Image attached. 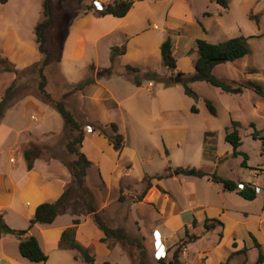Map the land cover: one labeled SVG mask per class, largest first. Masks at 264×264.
Returning a JSON list of instances; mask_svg holds the SVG:
<instances>
[{
  "label": "rangeland",
  "instance_id": "1",
  "mask_svg": "<svg viewBox=\"0 0 264 264\" xmlns=\"http://www.w3.org/2000/svg\"><path fill=\"white\" fill-rule=\"evenodd\" d=\"M43 1L10 0L6 4H0V17L4 19L18 18L16 23L18 26H16L22 33L20 35L22 46L19 47V50L14 45V48L10 47L8 50L5 49V52L2 51L5 55L2 57L6 58L18 73L6 72L0 64L2 86L7 89L15 81L8 101L9 106L4 112L2 122L0 121L2 124L10 125L11 128L7 132L6 130L0 132V140L3 139L5 147L12 143L16 130L12 126H14V119L16 120L19 116L18 111L22 113L21 100L23 97L41 101L50 108L49 112L52 114L47 116V114H41L31 107L24 109L22 117L24 126L28 127L27 132L33 133L34 137L29 138L28 133L25 132L18 138L20 142L27 143L28 140L33 142L26 147L36 146L42 152V157L60 160L69 173L65 164L73 160L74 157L68 155L64 148L65 142L69 138L68 131L52 104L48 103L38 90L42 80L37 69L41 66L43 55L38 53L35 46L34 26L42 19ZM206 2L208 7L206 11L213 15L209 20L218 19L220 22L217 40L224 41V39L234 36H256L262 33L264 29V0H255L252 3L250 14L249 10L239 6L236 0L230 1L226 11L222 10L213 0H206ZM90 5V0H52L54 21L46 33L47 40L45 42L50 56L47 65L42 67V74L44 90L53 100L60 99L64 92L69 91L73 86L71 83H78L86 75L91 76L87 77L88 79L93 78L90 69L85 72V76L78 74L83 62L62 60L59 56L64 36L71 28L72 21L83 14L85 8ZM151 21L153 22L146 26V32L143 35L145 38L160 30L159 23ZM136 40L137 38H134L129 41L132 48H135L133 44ZM217 40L214 43H218ZM123 41L117 46H123ZM147 44L150 43L147 42ZM248 45L249 53L246 56L233 62L224 63L222 66H215L212 74L231 85L245 83L251 77L250 80L261 85V96L251 88H241V93H225L205 82L187 83L185 78L189 74L186 73H183L182 77L175 76L173 84L169 83L167 80H169L170 71L163 66L159 52H157L155 63L146 61L145 64L154 67L157 74L165 77V82L155 78L146 79L131 73L130 76L137 77L143 88L139 91L138 96L125 100L121 108L114 107L109 99L97 100L87 96L80 97L79 93H76V97L73 94L69 96L66 107L75 119L83 124L82 130L87 136L84 142L85 151L90 155L94 154L97 149L102 150L106 155H112L113 161L118 165L117 172L113 174L112 180L108 185L106 184V187L97 180L94 167L89 170L88 175L86 171L85 183L94 196L97 212L109 228H121L128 235L138 239L139 249L134 246L125 249L122 243L115 239L103 242L109 249L116 246L108 254L92 247L93 264H105L106 262L108 264H136L142 247L145 250L142 263L159 264V261L151 257L148 247V241H150L148 232L154 227V219L158 220L155 215L157 208L152 202L145 200V195L141 201L134 202V198L144 189L146 178L154 177L157 174L168 175V178L165 179L169 180L164 183V186L170 193V198L174 199L179 207H186L188 203L191 206L194 205V202L185 196L192 192L198 202H206L211 205L224 204L230 217L253 220L254 226L251 234L256 241L258 239L263 242L262 244L257 241L260 244V252L264 261V35L250 38ZM189 49L196 50L195 44L191 43L189 47H185V50L189 51ZM110 52L103 46L99 49L97 65L100 70L98 74L104 70H110L114 76L122 71L125 73L124 66L121 64L128 57L116 59L118 57L116 56L111 62ZM183 55L180 48L174 58L178 61L183 58ZM177 79H179L178 82H175ZM99 80L104 82L101 78ZM120 80L124 86H130L123 79ZM149 81L152 82V87L147 90ZM167 83L169 84L167 85ZM185 85L196 93L197 98L184 94ZM5 88L4 90H6ZM83 88L82 95L92 90L93 94H101L100 97H102V89L97 85L90 83ZM205 100L213 105L215 115L208 112ZM192 107L195 112L191 111ZM100 119H104V123H114L117 126L124 140L122 151L116 152L102 136L89 134L94 131V127L104 125L100 123ZM231 121L238 122L236 127L240 137L238 151L246 155L244 165H242L243 155L233 156L232 147L224 138L226 132L232 129ZM46 122L55 131L51 135H42V131L45 129L43 126L47 127ZM87 127H90L91 131H88ZM105 130L108 135L111 134L109 127H106ZM178 167L216 173L222 178L232 180L237 186L256 187L258 192L253 200L248 201L235 192H222L218 184H213L206 178L183 176L177 170ZM120 176L125 191L130 194H124L125 199L121 202L118 201V194H116V181ZM105 177L107 176L105 175ZM155 180H150L151 188L147 192L154 189L152 187ZM67 187H70L72 191L67 209L73 211L77 205L83 202V199L80 198L81 194L72 183V178ZM160 192L163 194V191L160 190ZM222 230L223 228L219 232ZM209 232L201 243H196V246L203 243L208 244L210 240L214 239L213 233ZM186 240V237L176 240L173 245H170V257L160 261L168 264L178 247L181 248L180 258L185 246L182 243ZM193 243L195 242L191 244ZM244 248L245 264L256 261L258 250L252 247L251 241L247 242L245 238ZM130 253L134 255L132 259L128 256ZM75 264L85 263L80 261Z\"/></svg>",
  "mask_w": 264,
  "mask_h": 264
},
{
  "label": "crops",
  "instance_id": "2",
  "mask_svg": "<svg viewBox=\"0 0 264 264\" xmlns=\"http://www.w3.org/2000/svg\"><path fill=\"white\" fill-rule=\"evenodd\" d=\"M8 1L10 0L3 4ZM230 1L228 0V4ZM254 1L236 0L239 6L246 7L249 10V14ZM207 8L206 0H132L131 7L120 18L112 15L100 16L92 9L85 11L72 21L71 28L64 36L59 56L62 60L83 62L78 74L85 76V72L90 69L93 79L95 78L91 85H97V87L102 89V97H100L101 94H93L92 90L82 95L84 88L79 90V92L72 93L73 96L76 97V93H79L80 97L87 96L97 100L109 99L114 107L121 108L125 100L139 95V91L143 87L135 86L131 81V76L126 71L125 73L123 71L117 73V76L112 74L99 76L98 74L100 70L97 65L99 49L103 46L109 51L112 47H118L117 45L121 44L122 40H124L125 53L118 55L116 59H122L124 56L128 57L121 64L124 69L126 66H131L154 71V67H149L145 62L151 61V63H155L157 52L160 55L161 43L166 38H169L173 57L180 48L184 54L181 60L176 61L175 72L193 73L197 51L192 49L187 51L185 47H189L191 43L195 44L197 39H202L209 43L216 42V36L220 29L218 19L209 20L213 15L206 11ZM17 20L18 18L4 19L0 17V52L3 54H0L1 56H5L2 53L3 50L5 52V49L14 48L15 45L16 49L19 50V47L22 46L20 39L22 33L17 28ZM151 20L159 23L160 30L158 33L145 38L143 35L146 32V26L153 22ZM153 26L156 27V25ZM251 36L243 37H247L249 40ZM134 38H137V40L133 44L135 48H132L129 41ZM147 42L150 44L148 45ZM35 46L37 49V45ZM135 49L136 51L133 52ZM223 64L219 65L222 66ZM87 77L91 76L86 75L84 79ZM99 78L103 79L104 82H100ZM250 78L247 81H252ZM120 79H123L130 86H124ZM74 84L76 83H71V85ZM147 85L146 89L149 90L152 87V82L149 81ZM4 88L0 82V98L5 91ZM69 96L71 94L64 99L65 104H68ZM21 105L23 107L22 113L18 111L19 116L16 120L14 119V126H12L14 130L16 129L12 143L5 147L3 139L0 140V214L3 216L4 222L12 229H28L27 234L37 239L41 250L47 255V261L43 264H75L80 261L84 263L74 250L59 245L63 231L71 227H74V240L85 248L89 254L93 255L92 247L97 250L100 249L104 254H108L116 246L109 249L105 243L100 242L103 235L93 223L90 215L80 214L76 216L72 214V211L66 209V211L57 215L51 224H34L31 228L28 227L35 208L44 202L55 201L67 188L71 178L60 160L42 157V152L38 158L33 160L31 169L28 170L26 168L22 153L27 148L26 146L33 144V142L30 140L27 143H24V141L20 142L18 138L20 134L28 130L22 120L23 111L27 107H31L38 110L41 114H47V116L51 115L52 112H49L50 108L46 104L31 97H23ZM104 122V119H100V123L107 124ZM46 126H43L45 129L42 131V135H51L55 132L50 128L48 122H46ZM10 128V125L0 123V132L3 130L7 132ZM27 133L29 138L34 137L33 133ZM85 134L81 151L90 162L87 175L89 170L94 167L97 180L106 187V184L108 185L109 181L112 180L113 174L118 170L117 162L113 161L112 155L108 156L99 149L94 154L89 155L84 148V142L87 138ZM89 134L95 135L98 133L93 131ZM103 138L106 139L105 137ZM108 145L111 146L109 142ZM10 159H13V161H10ZM120 178L121 176L116 181V194L119 195L121 190L123 196L124 194L130 195L125 191V186L121 183ZM167 180L169 179L155 180L152 187L155 191L151 190L145 193V200L152 202L157 208L155 215L158 217V220L154 219V227L148 232L150 237L148 247L151 257L153 252L151 235L153 231H157L160 236L161 242L166 249V259L170 257V245H173L179 238H185V231H187L189 235L193 234L198 236V238L192 241L195 243L191 244L192 242H189L183 247V252L180 255L182 264H245V252H242L245 249L244 238L247 242L251 241V245L254 247L253 240H251V236L254 237L251 234L254 221L230 217L224 204L211 205L206 202H198L192 192L187 193L185 196L194 202V205L191 206L188 203L186 207H179L178 203L170 198L171 195L164 186ZM159 189L163 191V194L159 193ZM186 189L189 188L186 187ZM76 218L79 223L73 226L72 221ZM206 218L217 219L222 223V226L216 225L206 231L203 228ZM221 228L223 230L221 238H219L217 234ZM209 231L213 233L214 239L210 240L208 244L203 243L196 246L210 233ZM257 241L263 244L262 241L258 239ZM190 244L193 247H190ZM71 251L74 254L70 253ZM255 262L251 261L250 264ZM263 262L260 264H263ZM0 264L40 263H32L21 257L18 251L17 238L13 235L5 234L0 239Z\"/></svg>",
  "mask_w": 264,
  "mask_h": 264
},
{
  "label": "trees",
  "instance_id": "3",
  "mask_svg": "<svg viewBox=\"0 0 264 264\" xmlns=\"http://www.w3.org/2000/svg\"><path fill=\"white\" fill-rule=\"evenodd\" d=\"M7 0H0V3L3 4ZM222 10L226 11L228 9V0H213ZM132 5V0H111L107 1L100 10H94L100 16L112 15L114 17H123L129 8ZM91 7L88 6L85 8V11L90 10ZM54 21L53 18V8L52 0H44L42 3V19L36 23L34 27V36L35 43L37 45L38 52L43 55V60L41 66L37 69L40 79L42 80L39 83L38 90L41 95L46 99V101L52 104L53 109L59 114L63 120L64 125L69 134L68 140L65 142L64 148L68 155L74 157L73 160L66 163V167L71 175L72 183L75 185L76 189L81 194L80 198L83 199V202L80 205H77L72 214L79 216L80 214H87L91 216V219L95 226L101 231L103 237L100 239V242H105L110 239L118 240L122 243L123 247L126 249L129 246H134L138 248V239L128 235L123 229L109 228L100 215L97 212L95 206L94 196L91 191L88 189L85 183L86 171L90 166V162L81 151V145L84 140V133L82 130L83 124L78 122L73 114L67 109L64 99L76 92L81 90L84 86L92 83L93 78L83 79L80 82L74 84L72 88L64 92L61 95V98L58 100H53L49 93L44 90V76L42 74V67L47 65L49 61V50L45 46L47 40L46 33ZM264 35V29L261 34L256 36H251L249 38H257ZM248 38L243 36H236L228 38L224 41L218 43H209L202 39L195 40V46L197 51V58L194 62L193 73L189 74L185 78V82L194 83V82H205L213 87L218 88L220 91L225 93H241V88H251L258 95H262V87L260 84L254 81H246L245 83H239L231 85L226 83L224 80L215 77L212 74V70L216 65L233 62L235 60L241 59L249 53V45L247 42ZM110 61L113 62L114 58L118 55H123L125 53V46L112 47L110 50ZM160 57L163 66L170 71L169 83H173V78L175 76L182 77L184 76L181 72H175L176 70V60L172 55L171 43L169 38H166L160 45ZM0 64L4 67V71L12 72L17 74L16 69L12 68V65L8 60L0 55ZM125 71L128 75L138 74L146 79H158L165 82V77L160 74H157L153 70H143L139 67L126 66ZM111 74L110 70H104L100 72L99 76H109ZM131 81L135 86H140L141 82L137 77H131ZM13 81L10 86L4 91V94L0 98V121L4 115L6 108L9 106L8 101L10 100L12 90L14 87ZM167 83V85L169 84ZM235 83V82H234ZM166 84V83H165ZM184 94L197 98L196 93L189 88L187 85L184 86ZM205 106L208 112L211 115H215V109L213 105L208 101H204ZM192 112H195V109L191 108ZM232 129L227 131L225 134V140L232 147V155L236 156L239 154L243 155L242 165L245 164L246 155L238 151L240 146V137L238 135L237 126L238 122L231 121ZM253 126V124H251ZM109 127L111 134L108 135L105 128ZM94 131H97L98 134L105 137L108 142L111 144L113 149L117 152H120L124 146L123 136L118 132V128L114 123L104 124L103 126L94 127ZM256 132V130H255ZM256 134V133H255ZM254 134V135H255ZM23 158L26 162V168L29 170L32 167V162L34 159L38 158L41 154L40 149L36 146H29L27 149L23 150ZM177 170L179 173L186 177H195V178H206L213 184H218L221 187L223 192H235L237 195L242 197L245 200L251 201L256 196L255 187L251 185H245L242 189H239L237 184L230 179L222 178L216 173H207L205 171L195 169V168H182L178 167ZM168 178L166 174H157L154 177H148L145 181V187L141 193L134 198V202L141 201L147 190L151 187L150 180L156 179L161 180ZM71 188L67 187L60 196L53 202H44L38 205L35 208L33 217L29 220V228L34 224H51L55 217L64 211L68 207V202L70 199ZM125 198L119 191L118 201H123ZM79 220L73 219V226L77 225ZM216 225L222 226V223L217 219H208L206 218L203 224L204 230H210ZM28 229H12L6 225L4 222L3 216L0 214V239L5 235H13L18 240V251L21 257L32 263L43 264L47 261V255L41 250L37 239L34 236L27 234ZM74 227L68 228L63 231L61 235L60 246L74 250L81 257L84 263L93 264L94 256L89 254V252L83 248L79 243H77L74 238ZM185 236L187 240L182 244L186 245L189 242L194 241L198 236H191L185 231ZM219 238H221V232L219 233ZM254 247L258 250V257L254 264H260L263 261V255L260 252V245L257 243L254 237H252ZM142 252H140L139 259H137L136 264H143L142 257H145V250L142 247ZM180 247H178L172 254L171 261L168 264H182L180 262L179 254ZM245 252V249L242 250ZM132 259L133 254H128ZM159 264H164V261H159ZM107 264V263H105Z\"/></svg>",
  "mask_w": 264,
  "mask_h": 264
},
{
  "label": "built area",
  "instance_id": "4",
  "mask_svg": "<svg viewBox=\"0 0 264 264\" xmlns=\"http://www.w3.org/2000/svg\"><path fill=\"white\" fill-rule=\"evenodd\" d=\"M91 1V9L92 10H100L104 4L109 0H90ZM88 131H91L90 127H87ZM239 189H242L243 187L238 186ZM255 191L258 192V188L255 187ZM152 257L156 261H160L165 259L166 257V249L164 248L160 236L157 231L152 232Z\"/></svg>",
  "mask_w": 264,
  "mask_h": 264
},
{
  "label": "water",
  "instance_id": "5",
  "mask_svg": "<svg viewBox=\"0 0 264 264\" xmlns=\"http://www.w3.org/2000/svg\"><path fill=\"white\" fill-rule=\"evenodd\" d=\"M179 79H177L175 82H178Z\"/></svg>",
  "mask_w": 264,
  "mask_h": 264
}]
</instances>
